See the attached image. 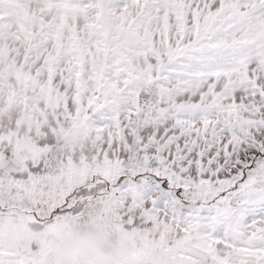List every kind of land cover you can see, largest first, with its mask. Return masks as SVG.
<instances>
[{"label": "snow or ice", "instance_id": "1", "mask_svg": "<svg viewBox=\"0 0 264 264\" xmlns=\"http://www.w3.org/2000/svg\"><path fill=\"white\" fill-rule=\"evenodd\" d=\"M0 264H264V0H0Z\"/></svg>", "mask_w": 264, "mask_h": 264}]
</instances>
